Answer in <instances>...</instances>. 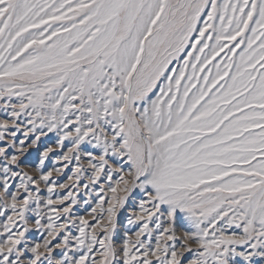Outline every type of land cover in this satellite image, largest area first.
<instances>
[{
  "label": "snow or ice",
  "instance_id": "6c2138e0",
  "mask_svg": "<svg viewBox=\"0 0 264 264\" xmlns=\"http://www.w3.org/2000/svg\"><path fill=\"white\" fill-rule=\"evenodd\" d=\"M0 264H264V0H0Z\"/></svg>",
  "mask_w": 264,
  "mask_h": 264
},
{
  "label": "rangeland",
  "instance_id": "374dc122",
  "mask_svg": "<svg viewBox=\"0 0 264 264\" xmlns=\"http://www.w3.org/2000/svg\"><path fill=\"white\" fill-rule=\"evenodd\" d=\"M44 143H51V140H45ZM49 166H50V164H49ZM123 219H124V214H122V215H121V218H120V220H121V224L123 223ZM118 232H119L120 234H122V229L118 230ZM118 239H119V235H118Z\"/></svg>",
  "mask_w": 264,
  "mask_h": 264
}]
</instances>
